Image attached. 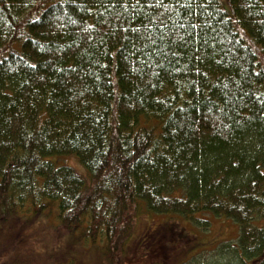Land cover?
<instances>
[{
  "label": "trees",
  "instance_id": "16d2710c",
  "mask_svg": "<svg viewBox=\"0 0 264 264\" xmlns=\"http://www.w3.org/2000/svg\"><path fill=\"white\" fill-rule=\"evenodd\" d=\"M145 214L239 234L216 262L166 221L131 257ZM26 215L105 264H264V0H0V223Z\"/></svg>",
  "mask_w": 264,
  "mask_h": 264
},
{
  "label": "rangeland",
  "instance_id": "374dc122",
  "mask_svg": "<svg viewBox=\"0 0 264 264\" xmlns=\"http://www.w3.org/2000/svg\"><path fill=\"white\" fill-rule=\"evenodd\" d=\"M225 3V0H223ZM69 166L83 172L75 159H64ZM169 216L145 214L135 220L134 233L129 243L128 253L131 257L138 251L139 238L148 230L159 229L164 222L170 227L178 223L181 227L175 233V239L181 243L189 241L194 251H212L222 243H236L238 227L232 221L212 219V226L208 231H201L189 223L178 220L171 221ZM168 227V228H169ZM170 229V228H169ZM184 231L181 232V231ZM188 245V244H187ZM172 247V245H168ZM215 252L205 254L216 262H222ZM72 262L73 264H105L102 249L91 245L81 244L74 237L61 236L54 232L52 221L26 215L19 219L10 218L0 223V264H58Z\"/></svg>",
  "mask_w": 264,
  "mask_h": 264
},
{
  "label": "snow or ice",
  "instance_id": "6c2138e0",
  "mask_svg": "<svg viewBox=\"0 0 264 264\" xmlns=\"http://www.w3.org/2000/svg\"><path fill=\"white\" fill-rule=\"evenodd\" d=\"M157 2H159V0H157Z\"/></svg>",
  "mask_w": 264,
  "mask_h": 264
}]
</instances>
